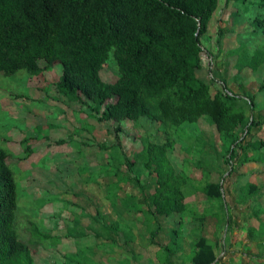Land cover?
Returning a JSON list of instances; mask_svg holds the SVG:
<instances>
[{"label": "rangeland", "instance_id": "374dc122", "mask_svg": "<svg viewBox=\"0 0 264 264\" xmlns=\"http://www.w3.org/2000/svg\"><path fill=\"white\" fill-rule=\"evenodd\" d=\"M262 17L264 0H220L209 32L201 38L203 69L198 72L215 90L254 99V111L248 114L257 121H264V62L257 64L254 58L264 59V37L257 24ZM112 60L101 71L106 83L119 77ZM40 66L46 63L41 61ZM62 73L57 64L37 77L24 71L0 77V148L10 153L8 163L19 187L17 228L30 244L35 264H191L195 243L204 236L214 246L221 243L216 264H264V163L251 161L263 159L264 149L260 154L239 150L237 160L227 165L215 126L207 120L184 125L169 157L189 178L184 188L188 212L148 223L139 211L144 204L135 183L137 176L146 182L147 171L138 163L129 172L127 161L136 160L145 141L163 143L166 135L147 119L99 123L88 106L60 95L56 83ZM248 139H264V126ZM99 144L110 150L102 151ZM246 153L251 160L243 164ZM231 169L235 172L230 176ZM116 171L125 174V185L113 206L108 199L117 190ZM91 174L99 183L91 181ZM220 181L223 199H209L206 184ZM249 185L259 190L251 193ZM131 195L137 198L131 201ZM116 224L118 244L98 248L96 233L112 237ZM33 225L50 235L49 240L32 243ZM157 225L163 231L156 242L170 247L172 254L151 244Z\"/></svg>", "mask_w": 264, "mask_h": 264}, {"label": "trees", "instance_id": "16d2710c", "mask_svg": "<svg viewBox=\"0 0 264 264\" xmlns=\"http://www.w3.org/2000/svg\"><path fill=\"white\" fill-rule=\"evenodd\" d=\"M234 1L248 0L227 3ZM219 3L220 0H0V77L22 71L37 77L58 64L63 67L56 83L60 95L70 103L88 106L99 123H139L147 119L159 124L166 141H145L136 160L127 161L129 172L138 163L147 171V181L142 183L137 176L135 183L144 204L139 211L148 223L188 212L184 188L189 178L176 170L169 157L183 136L184 125L207 120L215 126L227 165L237 160L239 150L260 154L264 149V139H248L254 130L264 126V121L248 114V110L254 111L255 100L215 90L198 77L203 69L201 38L209 32ZM257 24L264 37V17L258 18ZM254 58L257 64L264 62L259 55ZM111 60L119 77L115 83H106L101 71ZM41 61L45 67L40 66ZM121 131V126L116 128L118 146ZM99 145L104 152L110 150L106 144ZM247 153L243 164L251 160ZM9 158L10 153L0 148V264H35L33 250L17 228L19 187ZM251 161L264 163V158ZM234 172L229 170V175ZM124 175L118 171L114 174L117 190L108 199L113 206L117 194L124 190ZM89 178L99 183L92 174ZM249 189L251 193L259 190L253 185ZM204 192L209 199L221 200L224 185L221 181L208 182ZM136 198L137 195L129 197L131 201ZM97 222L107 227L99 219ZM119 230L116 224L111 228L112 237L96 233L97 247L118 244ZM162 231L160 225L151 231L152 245L158 244L156 239ZM31 233L36 245L51 237L36 225ZM175 244L180 245L179 241ZM217 244L201 237L190 256L191 264H216L221 243ZM158 245L172 254L170 247Z\"/></svg>", "mask_w": 264, "mask_h": 264}]
</instances>
